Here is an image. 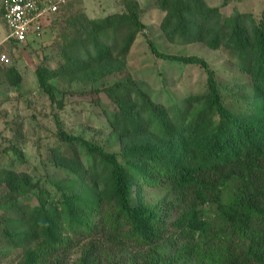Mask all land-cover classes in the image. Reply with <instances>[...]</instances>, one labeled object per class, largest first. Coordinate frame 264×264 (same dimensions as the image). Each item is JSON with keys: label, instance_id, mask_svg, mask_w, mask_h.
Segmentation results:
<instances>
[{"label": "trees", "instance_id": "1", "mask_svg": "<svg viewBox=\"0 0 264 264\" xmlns=\"http://www.w3.org/2000/svg\"><path fill=\"white\" fill-rule=\"evenodd\" d=\"M123 4L127 13L81 26L61 71L94 80L121 68L111 48L123 55L144 27L138 1ZM157 4L169 40L228 54V83L202 56L164 53L149 40L156 56L204 70L205 89L185 95L183 105L175 99L164 105L130 77L106 86L116 106L107 119L120 151L57 124L59 138L80 146L88 162L75 151L54 152L56 167L66 171L55 183L57 195L0 169L15 213L5 218L3 236L23 248L15 264H264V16L251 27L238 19L219 26L218 9L203 0ZM120 32V42H104ZM36 72L51 103L61 105L51 75L44 67ZM10 73L16 85L20 76ZM146 189L163 196L150 203Z\"/></svg>", "mask_w": 264, "mask_h": 264}, {"label": "rangeland", "instance_id": "2", "mask_svg": "<svg viewBox=\"0 0 264 264\" xmlns=\"http://www.w3.org/2000/svg\"><path fill=\"white\" fill-rule=\"evenodd\" d=\"M137 1L142 8L140 20L144 27L136 32L134 41L123 55L111 46L112 57L121 68L94 80L87 75L76 76L61 71L62 66L68 64L65 54L69 50L68 44L72 39L82 37L84 31L81 26H86L88 19L98 20L111 14L127 13L123 0L76 1L57 13L37 39L30 36L26 43L4 42L0 46V52L4 51L9 59L8 63L0 62V169L13 170L33 186L45 187L57 195L55 183L66 178V171L56 167L54 152L71 154L75 151L85 165L88 164L80 146L65 143L59 138L57 124L65 132L80 135L106 150L120 151L107 119V114L115 111L116 106L104 90L106 86L130 77L152 99L164 105L172 104L174 99L180 100L183 105L185 95L205 89L204 70L156 56L148 45L149 40L164 53L202 56L215 70L221 84L228 83L232 65L226 52L211 49L203 42L169 40L160 26L165 12L159 8L157 0ZM203 1L209 7L218 9L213 21L219 26H229L238 19L251 27L264 16V0ZM6 33L0 7V39ZM120 37L121 32L118 37L112 36L104 42L113 45L115 41L120 42ZM69 55L75 58V55ZM38 67H44L51 75L50 82L55 86L61 105L51 103L40 87L36 72ZM10 69L16 70L20 76L16 85L12 82L14 74L10 73ZM6 191L5 185L0 183V264H15L23 248L11 246L3 236L5 218L15 216L10 209L12 199ZM145 193L150 203L163 196L157 189H146ZM29 197L32 199L30 204H33V196ZM204 208L213 218V206L206 204Z\"/></svg>", "mask_w": 264, "mask_h": 264}, {"label": "built area", "instance_id": "3", "mask_svg": "<svg viewBox=\"0 0 264 264\" xmlns=\"http://www.w3.org/2000/svg\"><path fill=\"white\" fill-rule=\"evenodd\" d=\"M79 0H3L2 18L7 33L0 42L26 43L30 36L36 39L51 19L66 7ZM0 62L8 63L4 51L0 52Z\"/></svg>", "mask_w": 264, "mask_h": 264}, {"label": "crops", "instance_id": "4", "mask_svg": "<svg viewBox=\"0 0 264 264\" xmlns=\"http://www.w3.org/2000/svg\"><path fill=\"white\" fill-rule=\"evenodd\" d=\"M2 1H3V0H1V3H0V7H1V15H2ZM64 8H65V7H64ZM64 8H62L61 11H62ZM61 11H60V12H61ZM60 12H59V13H60ZM2 20H3V18H2ZM3 22H4V20H3ZM4 37H5V36H4ZM4 37H3L2 39H0V42L4 39Z\"/></svg>", "mask_w": 264, "mask_h": 264}]
</instances>
